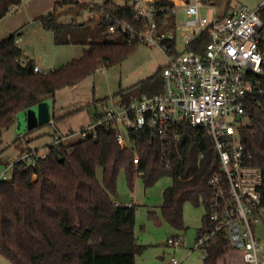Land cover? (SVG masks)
<instances>
[{
    "label": "trees",
    "instance_id": "obj_1",
    "mask_svg": "<svg viewBox=\"0 0 264 264\" xmlns=\"http://www.w3.org/2000/svg\"><path fill=\"white\" fill-rule=\"evenodd\" d=\"M22 1L0 0V19ZM69 3L77 0L56 1L54 10L42 15L41 20L52 30L56 44L83 43L80 57L44 73L34 70L33 59L24 61L17 32L0 41V154L4 134L15 125L20 112L54 97L62 88L79 84L103 66L122 62L141 44L130 42L127 35L109 33V20L102 13L89 22L86 35L77 42L69 33L62 37L64 26L57 9ZM103 5L125 19L135 15L128 0H105ZM166 18L169 29L173 17ZM161 68L138 84V94L129 97L121 89L117 96L122 104L143 94L162 92ZM252 79L257 87L244 102L246 123L241 132L246 151L251 154L250 163L262 169L264 206V73ZM102 102L105 107L106 101ZM84 131V138L74 143L48 145V151L36 156L34 164L19 159L13 164L12 177L0 179V254L14 264H136V255L144 250L135 235L137 205L118 203L111 197L121 170H125L131 188L136 173H141L145 187L171 176L173 182L163 192L164 218L175 228L184 229L185 204H204L205 226L200 233L210 229L207 208L212 191L208 180L221 169L206 126L184 123L178 139L170 136L166 143L151 137L149 128L129 129L131 148L118 142L112 121ZM19 140L21 137L15 142ZM134 151L140 156L138 164ZM200 153L204 154L202 159ZM230 248L227 231L217 232L202 246V264L229 262Z\"/></svg>",
    "mask_w": 264,
    "mask_h": 264
},
{
    "label": "built area",
    "instance_id": "obj_2",
    "mask_svg": "<svg viewBox=\"0 0 264 264\" xmlns=\"http://www.w3.org/2000/svg\"><path fill=\"white\" fill-rule=\"evenodd\" d=\"M86 3L109 20V33L159 48L167 57L161 68L162 92L143 94L122 104L121 111L106 108L92 128L112 121L118 142L129 147L121 125L128 130L149 128L151 137L164 143L170 136L178 139L184 123L206 126L221 171L208 180L212 195L207 214L212 226L199 234L195 248H202L214 234L226 230L230 246L243 251L245 264H264V242L256 237L253 227L264 215L263 173L250 163L241 132L246 123L244 102L257 87L252 77L264 73V2L254 9L236 5L227 13L214 11L209 18L201 13L208 5L203 0H131L132 19L113 15L99 0ZM168 16L173 17L171 29L167 28ZM178 35L184 47L178 45ZM34 70L48 72L37 64ZM63 139L55 135L54 143ZM134 153L138 164L140 156ZM203 157L200 153L199 159ZM35 158L34 151L23 157L31 164ZM184 259L172 256L167 264H181Z\"/></svg>",
    "mask_w": 264,
    "mask_h": 264
},
{
    "label": "rangeland",
    "instance_id": "obj_3",
    "mask_svg": "<svg viewBox=\"0 0 264 264\" xmlns=\"http://www.w3.org/2000/svg\"><path fill=\"white\" fill-rule=\"evenodd\" d=\"M55 1L62 0H23L14 6L15 12H8L0 19V41L11 32L20 33V45L25 56L39 62L44 68L61 67L83 54V43L55 44L53 32L43 26L41 16L54 10ZM80 4L69 3L58 7L59 21L63 23L61 36H73L74 42L86 35L85 27L94 17L86 0H77ZM104 0H99L103 2ZM123 3L125 0H114ZM129 2L131 0H128ZM264 0H215L202 7V15L212 18L214 11L223 14L229 7L246 5L254 9ZM84 9V13L82 12ZM171 28V27H170ZM169 28V29H170ZM166 30V29H164ZM178 45L184 47L182 37L178 35ZM167 63V57L159 49L145 44L122 62L113 66H103L97 72L79 84L58 90L52 102V112L57 125L51 123L33 125L20 112L16 121L4 134L3 151L0 154V179H10L13 175V164L27 153L34 151L42 156L48 151V145L55 139V133L65 136L63 142L71 144L81 140L85 131H91L97 123L99 114L106 108L122 110L121 98L117 93L123 89L131 97L139 93L138 84L156 73ZM106 101V106L102 101ZM121 133L131 148L133 142L128 135V128L121 125ZM67 134L69 136H67ZM21 137V140H15ZM25 160V159H24ZM27 165L30 161L25 160ZM102 181V172L97 170ZM116 190L111 197L122 204L137 205L135 213V235L138 244L144 246L142 253L135 257L136 264H167L172 256L185 258L181 264H202L204 252L195 248L201 229L205 226L204 204L198 206L187 202L184 206V229H177L163 216L161 204L164 189L171 185L173 178L164 176L150 187H145L141 173L134 175L131 188L125 170L117 177ZM256 237L264 242V215L253 224ZM176 241V243H175ZM0 264H14L0 254ZM220 264H245L243 251L230 248L229 262Z\"/></svg>",
    "mask_w": 264,
    "mask_h": 264
},
{
    "label": "water",
    "instance_id": "obj_4",
    "mask_svg": "<svg viewBox=\"0 0 264 264\" xmlns=\"http://www.w3.org/2000/svg\"><path fill=\"white\" fill-rule=\"evenodd\" d=\"M21 113V115L27 120L30 119L33 122V125L46 124L50 122L52 115L51 101L50 99L42 100L38 104L22 111ZM18 119H20V115L18 116Z\"/></svg>",
    "mask_w": 264,
    "mask_h": 264
},
{
    "label": "crops",
    "instance_id": "obj_5",
    "mask_svg": "<svg viewBox=\"0 0 264 264\" xmlns=\"http://www.w3.org/2000/svg\"><path fill=\"white\" fill-rule=\"evenodd\" d=\"M105 1V0H104ZM103 1V2H104ZM56 2V1H55ZM77 3H80L79 1H77ZM91 9V8H90ZM17 10V8L14 10V8L13 9H11L9 12H15ZM92 10V9H91ZM93 11V10H92ZM82 12L84 13V9H82ZM94 17L93 18H91L89 21H91L92 19H97L98 18V15L96 14V12H94ZM7 15V14H6ZM14 32H16V31H14ZM14 32H11L10 34H12V33H14ZM9 34V35H10ZM19 35H20V33H18V44L20 45V37H19ZM6 38V37H5ZM4 39V38H3ZM2 39V40H3ZM56 44V43H55ZM20 47H21V45H20ZM22 48V47H21ZM23 50V49H22ZM83 51H84V47H83ZM23 56H24V61L25 60H28L29 58H27L26 56H25V52H24V50H23ZM34 63L35 64H37V65H39V67L42 69V67H41V65L39 64V62L38 61H36V60H34ZM54 68H57V67H53V68H44V69H47V70H51V69H54ZM50 99V98H49ZM51 119H50V122H48V123H51V124H53V125H57V123H56V120L54 119V115H57L56 114V111L54 110L53 112H52V102H51ZM55 135H58V136H60L58 133H55ZM67 136H69L68 134H67ZM61 137V136H60ZM64 138H65V136H63ZM55 142V140H53L50 144H53ZM49 144V145H50ZM119 203V202H118Z\"/></svg>",
    "mask_w": 264,
    "mask_h": 264
}]
</instances>
